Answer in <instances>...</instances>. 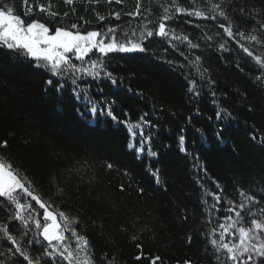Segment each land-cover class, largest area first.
<instances>
[{
  "label": "trees",
  "instance_id": "obj_1",
  "mask_svg": "<svg viewBox=\"0 0 264 264\" xmlns=\"http://www.w3.org/2000/svg\"><path fill=\"white\" fill-rule=\"evenodd\" d=\"M6 2L14 3L22 13V0ZM181 2L190 6L188 0ZM52 3L53 10L60 13L55 18L57 24L78 22L89 30L108 24L126 26L131 19L126 15L120 21L111 18L101 22L96 13L107 17L112 11L126 13L136 6V0H124L122 5L77 0L73 14L63 0ZM224 7L245 33L251 30L254 20L241 15V7L246 14L259 13L257 18L264 19V0H227ZM66 11L69 16L63 17ZM213 24L183 16L176 22L169 21L178 34L187 35L200 45L188 49L186 43L179 44V49L189 56L187 60L167 42L154 37L145 42V53L110 54L107 70L117 78L118 85L106 79L89 80L94 98L117 100L114 107L120 120L136 122L144 113L149 114L147 118L157 125L150 129L156 157L145 154L137 158L135 150L128 148L130 137L124 124L107 117H97L95 121L81 118L76 112L81 105L73 98L70 84L61 96L45 84L49 78L56 79L50 73L30 67L23 57L0 52V141H8L6 148H0V154L33 181L44 199L69 216L78 217L75 227L88 238L96 264L112 260L114 264H151L157 256V264H215L211 245L201 235L212 227L205 225L214 214L205 213L200 202L197 180L204 173L193 166L197 163L194 156L199 155L208 177L219 181L230 193L234 191V181L247 185L264 170V145L251 139L253 134L264 137V84L254 80L259 73L252 70L251 63L244 65L241 61L243 72L236 68V51L219 49L229 40L226 34L211 41L202 39L204 33H223ZM233 44L229 40L230 48ZM196 56L201 57V70L207 69L205 79L215 81L204 87L200 96L187 91L186 74H195L190 61ZM98 87L103 88L105 95L98 94ZM221 109L231 116L222 112L224 119H217L216 113ZM221 128L224 143L216 138ZM180 135L186 137L187 154L180 151ZM107 163L113 168H107ZM156 169L160 184L151 175ZM212 179L201 182L215 191ZM57 185L63 193L57 192ZM185 215L187 220L183 219ZM219 215L216 213L215 218ZM7 217V210L0 211V221L6 222ZM14 234L20 238L18 232ZM28 250L32 256L40 255V244L29 245ZM0 251L5 254L0 257L4 264L17 259L2 243ZM137 256L141 258L136 259ZM17 264L26 261L21 257Z\"/></svg>",
  "mask_w": 264,
  "mask_h": 264
},
{
  "label": "snow or ice",
  "instance_id": "obj_2",
  "mask_svg": "<svg viewBox=\"0 0 264 264\" xmlns=\"http://www.w3.org/2000/svg\"><path fill=\"white\" fill-rule=\"evenodd\" d=\"M76 2L77 0H63L73 14L75 13L73 5ZM80 2L99 4L101 0ZM104 2L122 5L124 0ZM226 2L227 0H188L190 6L185 7L181 0H136L133 11L126 13L112 11L107 17L96 13L97 19L101 22L111 18L120 21L121 16L126 15L131 18L126 26L108 24L89 30L78 22L70 25L57 24L55 18L60 16V13L53 10L55 5L52 0H47L46 3H42L41 0H22V13L17 11L14 3L0 0V52L15 58L23 57L30 67L50 73L51 77L56 79L49 78L45 84L54 88L61 96L66 90V85L70 84L73 98L81 105L76 109L81 118L95 121L97 117H107L116 124H124L130 137L128 148L135 150L137 158L145 154L156 157L158 153L153 150V134L150 129L157 125L147 118L149 114L144 113L136 122L120 120L114 107L117 100L94 98L90 92L89 80L94 82L106 79L112 85H118L117 78L107 70L110 54L145 53L147 51L145 42H151L154 37L167 42L187 60L189 56L179 49V44L186 43L188 49H197L200 45L193 43L189 36L178 34L176 29L169 25V21L176 22L178 17L183 16L194 17L197 21L215 22L213 27L222 29L223 33L219 31L212 35L204 33L202 39L211 41L215 36L226 34L234 44L230 48L229 40H226L219 45V49L225 52L236 51L238 56L236 68L243 72L241 61L244 65L251 63L252 70L259 73L254 80L264 84V19L257 18L259 13L246 14L241 7L239 9L241 15H248L249 19L254 20L251 30L245 33L240 30L239 24L234 22L224 7ZM68 16V11L63 13V17ZM80 20H83V17H80ZM196 26L199 27V24ZM200 60L201 57L196 56L195 60L190 61L195 66V74L192 72L186 74L187 91L193 96H200L204 87L215 84L214 80L205 79L207 69L201 70ZM81 83L85 86L81 87ZM97 92L101 96L105 95L103 88L98 87ZM212 95H216L215 91ZM222 112L231 116L226 109H221L216 113L217 119H224ZM124 115L126 116L127 112ZM216 138L220 143H224L222 128L217 131ZM251 139L264 145V137L253 134ZM185 141L186 137L180 135V151L187 154ZM7 146V140L0 141V148ZM233 151L235 152V149ZM236 155L238 157V153ZM194 159L197 163L193 166L199 167L204 173L197 180L201 188L200 202L204 205L205 213L214 214V218L207 220L205 225L212 227L201 235L205 236L206 243L211 245L210 254L215 264H264V170L259 178L252 177L247 185L243 181H234V191L230 193L219 181L208 177L207 168L200 162L199 155L194 156ZM106 166L109 169L113 168L111 163H107ZM251 167L249 164V168ZM151 175L157 184L161 183L159 169L153 170ZM208 179H212L215 191L206 188L201 182ZM123 190L124 186L121 185V191ZM139 191L142 193L144 190L140 188ZM57 192L63 193V188L57 185ZM205 197H210L211 200ZM0 198H2L0 211H8L7 221H0V243L7 246L11 256L17 258L13 259L11 264H17L21 257L26 264H42V261L43 264H96L88 238L75 227L79 223L78 217L69 216L54 206L50 200L44 199L36 191L33 181L2 154ZM32 202H35L38 208ZM216 213L220 214L219 218H215ZM187 218L186 215L183 217L185 220ZM16 221L19 224H16ZM17 232L20 235L19 239L14 234ZM187 239L189 243L192 242L191 236ZM37 243L40 244V255L32 256L28 246L35 247ZM205 251L208 252L209 249L205 248ZM4 255V252L0 251V257ZM104 259L107 261L106 255ZM159 259L158 256L153 258L151 264H157ZM0 264H4V261L0 260ZM107 264H114V260L107 261ZM185 264H191V261H185Z\"/></svg>",
  "mask_w": 264,
  "mask_h": 264
}]
</instances>
